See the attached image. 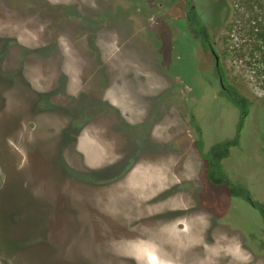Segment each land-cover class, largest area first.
<instances>
[{
	"label": "rangeland",
	"instance_id": "obj_1",
	"mask_svg": "<svg viewBox=\"0 0 264 264\" xmlns=\"http://www.w3.org/2000/svg\"><path fill=\"white\" fill-rule=\"evenodd\" d=\"M53 2L0 0L2 17L62 25L78 40L26 41L33 35L23 26L1 22L0 249L14 250L0 251V264H264L261 216L205 180V162L192 145L190 113L205 150L237 134L240 114L204 72L211 68L195 44L183 37L174 19L180 1L87 0L103 13L90 18L72 0ZM87 7L83 12L90 13ZM198 10L211 27L226 82L249 103L239 146L222 162L223 171L264 204V0H201ZM98 23L122 29L99 37V56L87 42ZM144 37L147 43L138 41ZM145 45L153 72L168 86L166 106L153 107L147 119L164 117L153 139L164 140L166 132L168 140L152 149L150 123L137 121L142 117L128 104L129 81L120 82L118 94L113 86L131 76L125 75L134 66L133 52ZM100 94L107 101L97 99ZM166 151H178L168 158H189L191 166L182 170L172 162L174 185L157 187L164 196L152 197L154 182L142 177ZM171 197L173 208L160 209Z\"/></svg>",
	"mask_w": 264,
	"mask_h": 264
},
{
	"label": "crops",
	"instance_id": "obj_2",
	"mask_svg": "<svg viewBox=\"0 0 264 264\" xmlns=\"http://www.w3.org/2000/svg\"><path fill=\"white\" fill-rule=\"evenodd\" d=\"M49 4L54 3L53 1L55 0H48ZM67 4H70L68 2H66ZM73 7H75V9L83 16H85L86 18H90L92 15L98 14L99 13V9L97 11H93L91 8L94 6L93 4L87 2V0H72L71 4ZM83 5V6H82ZM82 6V8L80 7ZM89 6V9H91L92 11L90 13H86L83 12L85 11ZM86 13V14H85ZM102 14L103 13H99ZM17 19L23 20V22H21L20 24H17L20 26H23L28 34H30L32 37L31 38H27L26 41H31V42H35L36 40H34V36L38 38V42H42V41H46L48 43H62V42H71L73 43L74 41H78L77 39H70L69 36L71 35H76L75 33L73 34H67L65 28L62 27V25L60 27L55 28H51V25H47L48 28H45V26L42 23H39L36 18H32V17H28L25 15H19V17H16ZM26 19V20H25ZM29 19V20H28ZM88 23V22H86ZM88 25V24H87ZM115 24H97L98 29L95 32V36L91 39H88L87 42H92V44L94 45L97 55L99 56V37H102L104 35H107L111 32L113 33H120L122 31L121 27H119L118 25L114 26ZM134 25V24H133ZM50 26V27H49ZM135 29V28H134ZM100 30V31H99ZM138 32V31H137ZM137 32H134L133 30V34L136 35ZM22 33V32H21ZM62 33H64V36L62 35ZM22 34H18V36L23 35ZM129 34H131V32H129ZM132 34V35H133ZM147 35V34H144ZM68 36V37H67ZM110 36V35H107ZM22 37V36H21ZM43 38V40L39 39V38ZM67 37V38H66ZM22 39V38H20ZM19 39V40H20ZM139 42H144L147 43V40L145 39H138ZM77 55V54H76ZM82 57V56H80ZM133 62H134V66L130 69V73L134 76V79L129 83L130 87L127 89V101L129 105H132L133 107L136 108L135 112H137V114H139V117L141 116L142 118L137 121L140 122H147L150 123V125L147 128V132L149 131V148L152 149V145H161L166 143V140H168L167 134L165 132V138L164 140H158L156 137H154L153 139V132H155L156 128H161L162 123H166L167 121H165L164 117H160L157 119H150L147 120L149 118V116L151 115L152 111H153V107H165V102L163 100L162 97V93L163 91L167 90L168 86L167 84L164 82V78L162 76H160V79L157 78V74L155 72H153L154 70H152V68H155V62L153 59V56L151 54L150 51L147 50V47L145 45V47H143L142 50H138L137 52H134V56H133ZM160 75V74H159ZM117 94L119 93V90H121V88H119V86H115L114 89ZM123 90V89H122ZM121 90V91H122ZM118 100V97H117ZM130 101V102H129ZM134 112V113H135ZM137 116V115H135ZM138 117V116H137ZM138 117V118H139ZM161 124V125H158ZM163 147V146H162ZM158 148V147H157ZM166 148V147H165ZM168 148H166L167 150ZM158 151V149L152 151L153 154H156ZM183 152V150H182ZM178 151L176 152H158V154L160 155H164V159H162L161 157L154 162L153 164H149L146 166V171L143 174L142 179L145 180L146 182H149L150 179L154 182V184L151 183V181L149 183H151L150 188L151 192L150 195L152 196L153 194H159L160 197L164 196V194H161L160 191L162 190H157V187H168L170 185H174L175 181L173 179V177L171 176L172 174L169 175V171L172 170L170 169V166L172 165V162H174V165L176 166L177 163H180V166L182 170H184L185 166H191V160H189V158H181V159H169L168 155L169 154H177ZM182 154L181 152H179V155ZM157 155V154H156ZM171 164V165H170ZM172 183V184H170ZM153 185V186H152ZM154 192V193H153ZM153 197V196H152ZM176 204V200L174 198H168L165 201V205L164 206H159L160 207H165L166 209H171L173 208L172 204ZM170 205V206H169ZM155 209H158L155 206H151L150 207V211H154ZM161 209V208H160ZM168 211V210H166Z\"/></svg>",
	"mask_w": 264,
	"mask_h": 264
},
{
	"label": "trees",
	"instance_id": "obj_3",
	"mask_svg": "<svg viewBox=\"0 0 264 264\" xmlns=\"http://www.w3.org/2000/svg\"><path fill=\"white\" fill-rule=\"evenodd\" d=\"M195 26L193 27V32L196 36H199L201 40L208 38V32L205 25L198 21L196 17H194ZM260 54V64L261 71L260 76L262 77V81L264 83V49L259 50ZM224 81L226 87L228 89V94L223 93L227 101H229L240 114V122L237 129V134L231 138L221 142H217L209 147L208 150L205 151L204 143L202 139V131L199 126H197L192 117H189V125L193 128L195 139L193 141V146L197 151L201 160L205 162V172L204 177L205 180L212 186H223L225 187L227 194L229 197L238 198L245 201L252 209H254L262 218L263 226H264V204L252 199L249 190L239 184L231 181L228 176L225 174L222 168V162L228 158L230 154V150L239 146V137L238 133L240 130V126L243 118L246 116L248 112V100L244 97L234 86L229 85L226 82V78L224 77ZM264 246V242H263ZM14 250L11 249H0V251H6L7 253Z\"/></svg>",
	"mask_w": 264,
	"mask_h": 264
},
{
	"label": "flooded vegetation",
	"instance_id": "obj_4",
	"mask_svg": "<svg viewBox=\"0 0 264 264\" xmlns=\"http://www.w3.org/2000/svg\"><path fill=\"white\" fill-rule=\"evenodd\" d=\"M179 1H180V4H181V6L179 8L180 12H179V14H177L178 11L176 12V15H175L176 18H174V19H175V21L177 20V22L182 24V27L184 28V31L182 33L183 37H185L187 39V41H189L188 39L190 38V41L192 40L191 42H193L195 44V47L197 48L196 55L199 58H201V56H202L204 64L206 66L209 65V67L211 68L209 70L206 68L204 72L205 73H209L211 75L212 79L217 83V86H218L219 91H220V96L223 97L224 99H226L225 96L223 95V93L228 94V89H227L225 81H224L225 75H224L223 66L221 64V56L219 55V53L216 51V49L214 47L213 38H212V35H211V27L209 25H207V23H205L202 20L201 15H198L199 14L198 3H200L201 0H179ZM194 17H196L199 22H201L203 25L206 26L207 32H208V38H205L204 40H201V38L199 36H196L194 34V32H193V27L195 26ZM14 19L15 20L12 21L8 17H2L1 14H0V25H1V22L4 23V24H7V22L11 24V21H12V22H14V25L16 24V26H17V24H20L21 22H23V20H20V19H17V18H14ZM20 38L21 37H19V39ZM185 46H183L184 47L183 50L189 48L188 46H186V47ZM211 49L215 52V54L218 57L217 65L215 64V58H214L213 53L211 52ZM141 50H142V48H141ZM133 56H134V52H133ZM24 59L25 58L23 57V55L20 58H18V67H19V70H21L22 72H23V69L24 68L26 69L27 65H28L27 63H25L23 61ZM128 74L131 75V76L127 77L125 80H119L118 82L113 83V86L114 87L115 86H119L120 87V84H122L120 82L127 81V80L130 83L134 79V76L130 72L126 73L125 76H127ZM103 79L104 78L101 77V80H103ZM64 85H66V84L64 83ZM190 91H191V89L188 88V92H190ZM88 96L91 97V98L95 97L94 94H92V93L90 95H88ZM98 98H99V100L101 99L102 101H107L106 97H103L101 94L97 97V99ZM189 117H192L194 123L197 126H199V124L197 123V121L195 119V115L194 114L190 113ZM188 124H189V121H188ZM200 129H201V127H200ZM101 131L102 132H106V134H107L108 126L107 125L106 126L103 125ZM193 132H194V130H193ZM108 139H110V138L108 137ZM194 139H193V141H194ZM193 141H192V145H193ZM110 142H113V139ZM193 148H194V146H193ZM196 153H197V151H196ZM197 155H198V153H197ZM263 242H264V228H263V231H262V238H261V240L258 243L259 249L264 252Z\"/></svg>",
	"mask_w": 264,
	"mask_h": 264
},
{
	"label": "water",
	"instance_id": "obj_5",
	"mask_svg": "<svg viewBox=\"0 0 264 264\" xmlns=\"http://www.w3.org/2000/svg\"><path fill=\"white\" fill-rule=\"evenodd\" d=\"M211 52L213 53V55H214V58H215V64L217 65V63H218V57H217V55L215 54V52L211 49Z\"/></svg>",
	"mask_w": 264,
	"mask_h": 264
}]
</instances>
